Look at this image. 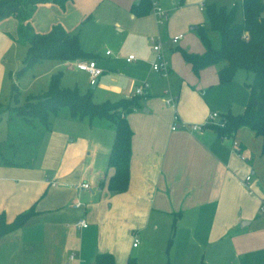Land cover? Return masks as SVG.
<instances>
[{
  "label": "crops",
  "instance_id": "0c3cea01",
  "mask_svg": "<svg viewBox=\"0 0 264 264\" xmlns=\"http://www.w3.org/2000/svg\"><path fill=\"white\" fill-rule=\"evenodd\" d=\"M157 1L168 12L173 5L189 3H199L202 12L211 4L230 9L242 3L171 0L169 7L163 0ZM76 3L70 0L65 9L40 4L31 24L38 33L61 24L78 34L72 32L78 18L72 11ZM149 14H133L132 19ZM169 18L170 13L162 26L169 25ZM199 25L193 22L190 29ZM18 26L15 17L0 21V102L7 93V75L12 78L14 74L7 63L19 45ZM117 27L122 30L119 24ZM177 35L183 38V34ZM180 50L203 54L205 47L198 52L180 48L174 61L164 53L169 62L165 81L159 85L158 73L152 70L138 84L150 85L140 107L127 116L133 136L130 182L125 192L108 188L114 175L108 166L115 139L113 127L103 120L71 118L68 111L50 118L49 129L32 152H26L31 160L18 162L21 166L17 167L0 160V227L2 223L13 225L19 216L30 212L22 224L0 234V264H95L99 254L113 255L115 264H127L131 258L139 264H233L240 257L247 264H262L263 139L248 127L222 137L212 126L202 132L182 126L203 123L213 112L225 116L244 111H233V81L220 83L215 66L195 73ZM108 51L107 56L112 54ZM65 62L76 68L74 62ZM99 80L100 76L94 87ZM111 87L122 95L121 87ZM248 96L249 92L247 100ZM125 97H134V93ZM170 99L173 103H168ZM247 100L242 102L244 110ZM2 122L7 135L0 142L8 138V124ZM82 183L89 188L74 189ZM77 202L79 207L74 206ZM81 219L88 223L86 228L75 226ZM136 236L140 243L134 247ZM71 255H75L73 260Z\"/></svg>",
  "mask_w": 264,
  "mask_h": 264
},
{
  "label": "trees",
  "instance_id": "16d2710c",
  "mask_svg": "<svg viewBox=\"0 0 264 264\" xmlns=\"http://www.w3.org/2000/svg\"><path fill=\"white\" fill-rule=\"evenodd\" d=\"M70 0H0V21L15 17L19 21L17 42L26 44L27 55L23 71L34 67L45 59L75 62L89 60L94 54L87 53L81 45L78 34L68 32L61 24L54 25L47 33H38L31 24V18L40 4L51 3L65 9ZM242 22H237L238 7L230 9L215 4L208 5L206 15L210 30L219 35V47H215L208 29L198 27V35L203 42V54L180 50L184 60L198 73L205 67L218 69L219 82L232 81L239 69L254 74L253 82L246 84L249 96L241 114L225 115L223 127L212 126L222 137L233 135L242 127L250 128L256 136L262 137L264 153V0H243ZM151 11L150 0H139L131 7L136 16H145ZM96 84V83H95ZM92 84V85H95ZM12 98L17 100L19 89L13 85ZM141 96L123 98L116 102L95 103L92 94H81L77 89H69L61 83V73L56 72L50 78L46 91L30 95L26 101L16 106L7 120L8 138L0 142V160L8 166H21L15 161L24 145L38 142L43 132L49 129L50 118L63 109L75 119L103 120L113 127L115 139L109 155L108 166L114 169V175L108 182L112 192L122 193L130 182V161L132 156L133 132L127 116L140 107ZM1 103V102H0ZM24 141L16 145L13 138ZM35 143V144H36ZM21 153V152H20ZM30 212L19 216L13 225L2 223L0 234L8 232L22 224ZM95 264H115L111 254H99ZM127 264H139L134 258Z\"/></svg>",
  "mask_w": 264,
  "mask_h": 264
},
{
  "label": "rangeland",
  "instance_id": "374dc122",
  "mask_svg": "<svg viewBox=\"0 0 264 264\" xmlns=\"http://www.w3.org/2000/svg\"><path fill=\"white\" fill-rule=\"evenodd\" d=\"M216 1L225 3L229 0ZM134 2V0H77L72 10L75 16L78 17L77 22L76 18L74 19L76 27L72 32L79 34L82 48L87 53L97 56V65L103 71L98 85L94 88L88 73L79 71L74 66L61 60L45 59L40 61L38 65L23 71L27 46L18 42V48L14 52L12 50L9 54L7 63L11 74L12 72L14 74L12 78L9 74L7 75L8 89L0 103V141H3L7 135L6 126L2 121L7 122L10 114L14 113L12 110L23 104L30 95L43 92L42 89L48 87L53 72L61 73V83L64 87L72 90L77 89L81 94L91 93L93 101L98 104L113 103L135 93L138 84L151 75L154 62H152L154 54L149 42L151 36H161L163 55L165 53L173 57L174 61L180 55V48L190 49L193 52L204 50L203 42L197 33L198 30L190 29L193 22H197L198 25L200 24L198 27L206 26L205 28L208 29V34L214 46L219 47V35L217 32L210 30L206 12L200 10L199 3H189L181 7L173 5L171 7V0H163L164 6L171 7V12L169 11V25L162 26L157 24L152 12L146 18L136 17L132 19L131 5ZM158 4L162 6L159 2ZM226 4L229 6L228 3ZM203 6L205 7V4ZM236 20L237 22L243 20L241 5L237 10ZM117 24L121 26V31L118 29ZM158 26H161L160 29ZM177 34H183V38L179 43L174 44L172 38ZM107 50H110L112 54L107 56ZM129 55H133L135 60L128 61ZM93 59L95 57L91 58V60ZM79 61L83 60L75 61L74 65ZM165 61L169 65L167 58H165ZM157 73L156 78L159 79L160 85L165 81L168 74ZM253 78V73L243 69H239L234 75L232 79L235 88L232 91L235 93L233 95V102H235L233 111H244L242 102H246L245 99L247 100L249 92L246 84L252 83ZM112 79L114 80L112 81ZM13 85H17L19 89L16 101L11 96ZM111 86L121 87L123 89L122 95H119L120 91L113 90ZM143 98L144 96H141L142 100ZM238 99L239 102L237 103ZM62 111L68 110L63 109ZM13 140H15L16 145L20 142L24 143L17 136ZM35 143L24 145L27 148L20 150L21 153H18L15 161L31 160L26 158L28 156L26 152L31 153ZM261 262L264 264L263 259ZM233 264H247V262L243 260V257H240Z\"/></svg>",
  "mask_w": 264,
  "mask_h": 264
},
{
  "label": "built area",
  "instance_id": "2783aa9c",
  "mask_svg": "<svg viewBox=\"0 0 264 264\" xmlns=\"http://www.w3.org/2000/svg\"><path fill=\"white\" fill-rule=\"evenodd\" d=\"M152 3V13L155 16V19L157 21L158 25L164 24L169 17V12L164 9L162 6H160L157 2V0H150ZM243 1V0H241ZM182 38V35H176L172 38V42L177 44L179 40ZM150 43L152 45V50L155 55V60L153 62V70L155 72H160L162 74L167 75L169 73V67L165 61L164 55H163V42L160 37H151L150 38ZM107 54H110L108 51ZM135 57L133 55H130L128 57V61H134ZM75 66L77 69L81 71H85L90 75V82L91 84H95L97 81V78L102 75L103 71L97 66L95 61L92 60H86V61H79L75 63ZM149 89V84L147 82L141 83L139 86H137L134 96H144L146 94V91ZM168 103H173V100L170 99L168 100ZM225 117L220 115L219 113L213 112L211 113L208 118L203 122V123H196V124H187L183 125L185 127H188L192 132H202L206 128L210 126H218V127H223L225 125ZM174 130L177 129V126L174 125L172 127ZM235 146L238 147V143L235 142ZM238 149V148H237ZM247 181L250 180V177L248 176ZM89 184L87 183H82V184H75L74 189L76 190H81V189H88ZM81 204L79 202L74 203L75 207H79ZM75 226L77 228H86L88 226V223L86 222L85 219L79 220ZM140 243L139 237H134V242L133 246L137 247ZM75 255H71L70 259L73 260Z\"/></svg>",
  "mask_w": 264,
  "mask_h": 264
},
{
  "label": "water",
  "instance_id": "95a60500",
  "mask_svg": "<svg viewBox=\"0 0 264 264\" xmlns=\"http://www.w3.org/2000/svg\"><path fill=\"white\" fill-rule=\"evenodd\" d=\"M93 87H94V85H93Z\"/></svg>",
  "mask_w": 264,
  "mask_h": 264
}]
</instances>
